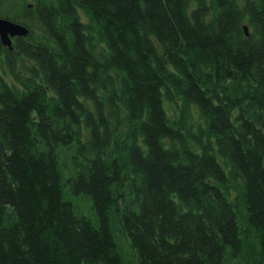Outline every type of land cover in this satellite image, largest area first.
<instances>
[{"label":"trees","instance_id":"obj_1","mask_svg":"<svg viewBox=\"0 0 264 264\" xmlns=\"http://www.w3.org/2000/svg\"><path fill=\"white\" fill-rule=\"evenodd\" d=\"M0 19V264H264V0Z\"/></svg>","mask_w":264,"mask_h":264},{"label":"water","instance_id":"obj_2","mask_svg":"<svg viewBox=\"0 0 264 264\" xmlns=\"http://www.w3.org/2000/svg\"><path fill=\"white\" fill-rule=\"evenodd\" d=\"M245 35H248L247 27H244ZM28 34V30L18 24L5 19H0V42L2 46L11 49L13 38H22Z\"/></svg>","mask_w":264,"mask_h":264},{"label":"rangeland","instance_id":"obj_3","mask_svg":"<svg viewBox=\"0 0 264 264\" xmlns=\"http://www.w3.org/2000/svg\"><path fill=\"white\" fill-rule=\"evenodd\" d=\"M167 109H169V105L167 106ZM195 118H197L196 115H195ZM80 204H81V203H80ZM83 204H84V203H83ZM84 207H86V206L84 205ZM85 216H86V215H85Z\"/></svg>","mask_w":264,"mask_h":264}]
</instances>
